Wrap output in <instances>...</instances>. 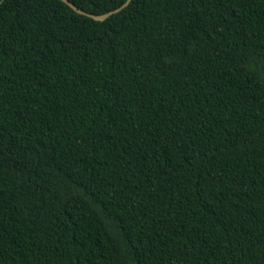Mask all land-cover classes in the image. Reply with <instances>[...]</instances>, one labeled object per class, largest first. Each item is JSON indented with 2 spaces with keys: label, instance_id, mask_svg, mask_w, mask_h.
I'll use <instances>...</instances> for the list:
<instances>
[{
  "label": "trees",
  "instance_id": "1",
  "mask_svg": "<svg viewBox=\"0 0 264 264\" xmlns=\"http://www.w3.org/2000/svg\"><path fill=\"white\" fill-rule=\"evenodd\" d=\"M0 264H264V0H0Z\"/></svg>",
  "mask_w": 264,
  "mask_h": 264
},
{
  "label": "water",
  "instance_id": "2",
  "mask_svg": "<svg viewBox=\"0 0 264 264\" xmlns=\"http://www.w3.org/2000/svg\"><path fill=\"white\" fill-rule=\"evenodd\" d=\"M61 2H63L64 4H66L70 9H72L75 13L88 17L94 21L97 22H104L105 20H107L109 17L118 14L119 12H121L123 9H125L132 0H126L125 3H123L120 7H118L117 9H114L108 13L102 14V15H95V14H90L86 11H83L79 8H77L74 4H72L70 1L68 0H59Z\"/></svg>",
  "mask_w": 264,
  "mask_h": 264
}]
</instances>
